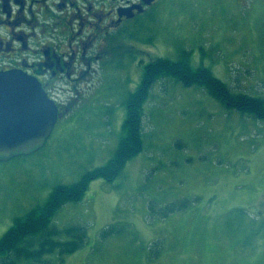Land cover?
Returning a JSON list of instances; mask_svg holds the SVG:
<instances>
[{"label":"rangeland","instance_id":"rangeland-1","mask_svg":"<svg viewBox=\"0 0 264 264\" xmlns=\"http://www.w3.org/2000/svg\"><path fill=\"white\" fill-rule=\"evenodd\" d=\"M154 11L133 38L116 39L41 148L0 161V237L57 184L108 161L151 57L186 52L193 66L264 99V0H164ZM143 143L114 181L93 180L54 216L59 228L86 226L81 248L10 264H264L256 253L264 247V119L170 78L156 81L144 104ZM185 199V209L163 216L166 204ZM110 224L118 230L101 236Z\"/></svg>","mask_w":264,"mask_h":264},{"label":"flooded vegetation","instance_id":"flooded-vegetation-1","mask_svg":"<svg viewBox=\"0 0 264 264\" xmlns=\"http://www.w3.org/2000/svg\"><path fill=\"white\" fill-rule=\"evenodd\" d=\"M163 1L0 0V71L35 76L64 117L116 39L135 35ZM65 91L71 96L60 100Z\"/></svg>","mask_w":264,"mask_h":264},{"label":"trees","instance_id":"trees-1","mask_svg":"<svg viewBox=\"0 0 264 264\" xmlns=\"http://www.w3.org/2000/svg\"><path fill=\"white\" fill-rule=\"evenodd\" d=\"M133 37L134 35L130 38ZM151 58L153 59L144 64V72L138 87L127 97V114L123 123L124 134L113 155L105 164L85 172L79 180L57 184L43 205L34 207L24 216L15 219L14 224L0 237V259L4 260L5 264L13 263L20 257L41 262L44 261L45 255L56 252L63 258L64 255L75 252L85 244L86 226L73 224L59 228L52 225L53 218L66 203L82 200L93 180L102 178L106 181H114L127 162L142 152L144 104L156 81H168L172 78L185 86L205 88L211 96L226 107L264 119L262 97L235 91L216 76L211 68L202 64L193 66L186 52L177 59L168 56ZM190 202L185 199L166 204L162 214L165 217L172 212L183 210ZM154 206L155 203L150 202L152 211H155ZM117 230V225L110 224L102 230L101 236L105 237ZM156 244L158 241H155L153 246Z\"/></svg>","mask_w":264,"mask_h":264},{"label":"water","instance_id":"water-1","mask_svg":"<svg viewBox=\"0 0 264 264\" xmlns=\"http://www.w3.org/2000/svg\"><path fill=\"white\" fill-rule=\"evenodd\" d=\"M60 116L58 104L35 76L0 71V161L41 148Z\"/></svg>","mask_w":264,"mask_h":264},{"label":"crops","instance_id":"crops-1","mask_svg":"<svg viewBox=\"0 0 264 264\" xmlns=\"http://www.w3.org/2000/svg\"><path fill=\"white\" fill-rule=\"evenodd\" d=\"M256 253L260 256H264V247L262 241H260L259 247L256 251ZM264 259V258H263Z\"/></svg>","mask_w":264,"mask_h":264}]
</instances>
